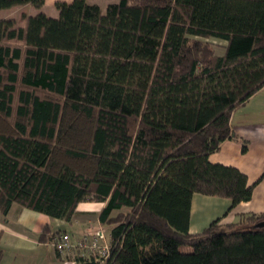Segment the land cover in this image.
Instances as JSON below:
<instances>
[{"label": "trees", "instance_id": "16d2710c", "mask_svg": "<svg viewBox=\"0 0 264 264\" xmlns=\"http://www.w3.org/2000/svg\"><path fill=\"white\" fill-rule=\"evenodd\" d=\"M27 3L45 0L0 9ZM56 7L0 19V210L71 221L80 203H105L110 256L79 264H264V213L190 231L195 193L231 207L253 195L243 171L210 154L236 138L233 111L264 87V0ZM61 232L46 226L40 239Z\"/></svg>", "mask_w": 264, "mask_h": 264}, {"label": "crops", "instance_id": "0c3cea01", "mask_svg": "<svg viewBox=\"0 0 264 264\" xmlns=\"http://www.w3.org/2000/svg\"><path fill=\"white\" fill-rule=\"evenodd\" d=\"M210 41L215 42L214 39ZM231 127L236 138L224 140L219 149L210 154V160L233 165L243 171L249 184H255L252 198L231 207L230 198L195 193L190 219V231L193 233L201 232L219 217L222 224H228L238 221L242 214L264 213V87L233 111ZM243 142L248 144L246 151L242 150ZM104 204L80 203L71 221L54 218L17 203L7 214L0 210V264H79L77 258L84 253L83 250L75 248L66 263L53 242L42 241L40 234L46 226L52 232L58 229L69 232L74 241L84 233L94 234L102 227L99 213ZM91 217H96L99 224H90ZM106 238L110 241L107 235Z\"/></svg>", "mask_w": 264, "mask_h": 264}, {"label": "built area", "instance_id": "2783aa9c", "mask_svg": "<svg viewBox=\"0 0 264 264\" xmlns=\"http://www.w3.org/2000/svg\"><path fill=\"white\" fill-rule=\"evenodd\" d=\"M54 247L68 263L75 248L83 250V254L96 255L97 260L105 262L111 251L110 241H107L106 234L101 227L96 233H84L77 241H74L67 231L61 232L53 241Z\"/></svg>", "mask_w": 264, "mask_h": 264}, {"label": "rangeland", "instance_id": "374dc122", "mask_svg": "<svg viewBox=\"0 0 264 264\" xmlns=\"http://www.w3.org/2000/svg\"><path fill=\"white\" fill-rule=\"evenodd\" d=\"M58 1L60 0H45V3L42 7H37L31 3H27V4H19V5H14L12 7L2 8L0 9V19L13 18L17 22H21L24 17L28 15H35L40 11H44L51 16H58L59 10L56 7V3ZM65 1H72V0H65ZM118 1L119 0H88V2L90 3H96L100 5L104 11L106 10V7L109 3L118 2ZM214 41L216 47L219 48L218 52L222 53L223 49L220 51V48L225 42L217 39H214ZM83 206H87V205H83ZM89 219H90V224L94 222H98V219L96 217L95 218L91 217ZM97 224H99V222ZM102 228L105 234L110 238L112 226L108 224H104L102 225ZM107 241H109V239H107ZM181 249L182 251H189L190 247L184 246ZM53 253L54 255H56L54 250ZM63 263L64 262H62V264Z\"/></svg>", "mask_w": 264, "mask_h": 264}, {"label": "water", "instance_id": "95a60500", "mask_svg": "<svg viewBox=\"0 0 264 264\" xmlns=\"http://www.w3.org/2000/svg\"><path fill=\"white\" fill-rule=\"evenodd\" d=\"M255 226L256 227H264V220L258 222Z\"/></svg>", "mask_w": 264, "mask_h": 264}]
</instances>
